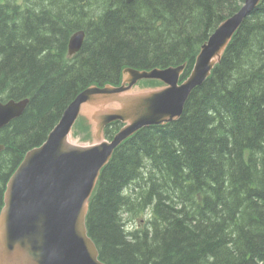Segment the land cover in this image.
<instances>
[{
  "label": "trees",
  "instance_id": "1",
  "mask_svg": "<svg viewBox=\"0 0 264 264\" xmlns=\"http://www.w3.org/2000/svg\"><path fill=\"white\" fill-rule=\"evenodd\" d=\"M245 0H0V101L29 99L0 129V212L25 154L91 85L186 63ZM86 32L68 57L73 33ZM118 125V124H117ZM120 129H107V135ZM262 143V145H261ZM264 0L183 116L116 149L88 226L106 264H264ZM151 218L125 229V213Z\"/></svg>",
  "mask_w": 264,
  "mask_h": 264
},
{
  "label": "water",
  "instance_id": "2",
  "mask_svg": "<svg viewBox=\"0 0 264 264\" xmlns=\"http://www.w3.org/2000/svg\"><path fill=\"white\" fill-rule=\"evenodd\" d=\"M261 1L247 0L245 7L219 28L217 35L225 31V50ZM84 36L78 33L71 38V54L81 49ZM206 51V56L197 61L193 78L209 74L213 64L221 60L219 53L209 59L207 55L213 51ZM183 69L134 75L128 80L129 86L89 89L65 110L46 141L26 154L7 185L0 213V264H105L86 226L90 199L101 170L114 150L137 130L176 116L178 110H172L174 106H179L180 99L186 100L191 88L198 86L191 78L177 87ZM143 76L165 82L173 95H162L166 93L162 89L133 92ZM141 98H151L150 103L155 105L146 107ZM27 105V100L0 102V127L21 116ZM83 114L94 125L97 141L92 145L73 142V127ZM114 121L127 125L112 142H107L104 129ZM23 246L28 253L22 250Z\"/></svg>",
  "mask_w": 264,
  "mask_h": 264
},
{
  "label": "bare ground",
  "instance_id": "3",
  "mask_svg": "<svg viewBox=\"0 0 264 264\" xmlns=\"http://www.w3.org/2000/svg\"><path fill=\"white\" fill-rule=\"evenodd\" d=\"M135 0H126V2L128 3V4H130V3H132V2H134ZM246 2H247V0H245V3L242 5V7L240 8V10L236 13V14H234V15H232L231 17H229V18H227L226 20H224L217 28H216V30H215V32L211 35V37L209 38V40L201 47V50H200V52H199V54H198V56H197V58H196V61H195V64H194V66H193V69H192V71H191V73H190V75L185 79V80H182V77L180 78V80H179V82H178V85H177V87H181V86H183V85H185V84H187V82H189V79H191V78H193V76H194V70H195V68H196V64L198 65V60H199V58L200 57H204V56H206V54H207V51H206V49L207 48H209L210 50H211V52L212 53H210L209 55H207L208 56V58L209 59H211L215 54H217V53H219L220 54V56H221V58H223V56H224V54H225V52H226V50H225V31H223V34L222 35H217L216 33H217V31L219 30V28H221L222 26H223V23H225V21H227L228 19H231L232 17H234L235 15H237L244 7H245V5H246ZM256 10V9H255ZM254 10V11H255ZM253 11V12H254ZM253 12H251L250 13V15L253 13ZM249 15V16H250ZM248 16V17H249ZM247 17V18H248ZM246 18V19H247ZM245 19V20H246ZM244 20V21H245ZM244 23V22H243ZM238 31V30H237ZM237 31H236V33H237ZM78 33H83L85 36H84V40H83V44H84V41H85V39H86V32L84 31V30H79V31H76L75 33H73L72 34V36H71V38L73 37V36H75L76 34H78ZM235 33V34H236ZM217 35V36H216ZM216 36V37H215ZM234 37V36H233ZM71 38H70V40H71ZM233 39V38H232ZM83 46V45H82ZM81 49H82V47H81ZM81 49L79 50V51H77L76 53H74V54H71L72 53V51L70 50V42H68V57L69 58H72V57H74L75 55H77L80 51H81ZM205 51H206V53H205ZM205 53V54H204ZM199 65H200V63H199ZM219 65V63H214L213 64V68H212V70L210 71V73L209 74H207V75H204V76H201V77H194L193 78V80L191 81V82H194L195 80H196V84H198V86L196 85L195 87H193V88H191V94L194 92V90L196 89V88H198V87H200V86H202L206 81H207V79H209L210 78V76L212 75V73H213V71H214V69L217 67ZM179 67H184V69H183V71L185 72V70H186V67H187V64L186 63H184V64H181V65H179V66H170V67H166V68H153V69H151V70H138V69H135V68H132V67H127V68H125L124 70H123V72H122V79H121V82H120V84H106V85H104V86H99V85H91V86H89V87H87L85 90H83L82 92H80L76 97H75V99L68 105V107L69 106H71L72 104H74L77 100H78V98L84 93V92H86L87 90H89V89H92V88H98V89H105V88H107V87H122L123 85H127V86H129L130 84H129V82H128V80L131 78V77H133L134 75L135 76H142V75H145V74H153V73H155L157 70H161L162 72H169V71H171V69H175V68H179ZM184 72H183V74H184ZM199 75H202V74H199ZM183 76V75H182ZM147 79V77H145V76H143V77H141V78H139L138 79V81L135 83V85H134V87H136L137 86V88H134V90H133V92H136L138 89H140L141 88V85H142V83L145 81ZM200 84V85H199ZM169 85L168 84H165V85H163V84H159V88L160 89H162V90H164L166 93H163L162 95H164V96H167V97H169V96H171V95H173V93H172V91H170L168 88ZM141 90H143V91H146V92H148V90H157V89H154V88H141ZM140 91V90H139ZM191 94H189L190 96H191ZM190 96H188L187 95V98H186V100L185 99H180V103L178 104L179 106H174V108L172 109V110H178V112H177V114H176V116L175 117H169V118H164V119H162L160 122H158L156 125H152V126H162V125H165V124H168V123H171V122H174V121H177V120H179L182 116H183V113H184V110H185V105H186V103H187V101H188V99H189V97ZM28 101V105H29V99H23V100H19V101H16V100H9V101H5V102H3V101H0L1 103H9V102H15V103H21V102H23V101ZM141 100V102L142 103H144L145 105H146V107H149V104L150 105H155L154 103H150L151 102V98H141L140 99ZM28 105L26 106V108L28 107ZM26 110V109H25ZM25 112V111H24ZM23 112V113H24ZM23 115V114H22ZM21 115V116H22ZM21 116H18V117H16V118H14V119H12L9 123H7V124H3L4 126H1L0 127V129H2V128H4V127H6V126H8L13 120H15V119H17V118H20ZM148 127H151V126H148ZM148 127H145V128H148ZM123 128H121L120 127V129L116 132V133H119L121 130H122ZM144 129V128H143ZM142 130V129H141ZM139 131H140V129H139ZM138 130H137V132H135L134 134H132L131 136H129L127 139H125V141H123V143L120 145V146H122L127 140H129V139H131L134 135H136V133H138L139 132ZM119 146V147H120ZM118 147V148H119ZM0 152L1 151H3L4 150V146L3 145H0ZM117 148V149H118ZM16 172V171H15ZM14 172V173H15ZM14 175V174H13ZM13 175L11 176V178L13 177ZM10 178V179H11ZM10 179H9V181H10ZM9 181H8V183H9ZM8 183H7V185H8ZM7 187V186H6ZM6 191H7V188H6ZM6 191H5V195H6ZM5 195H4V198H5ZM1 213V212H0ZM135 215L134 213H125V217H127V216H129V215ZM136 216V215H135ZM147 216H148V214H147ZM126 220H127V218H126ZM142 226V225H141ZM140 226V227H141ZM140 227L139 228H134V229H131V230H129V228L127 229L126 228V225H125V229L127 230V231H134V230H137V229H140ZM83 228V226H81L79 229H82ZM22 250L25 252V253H28V250L23 246V248H22ZM21 255H23V254H21ZM26 256V259L27 260H29V259H31V256L30 255H25ZM25 256H23V257H25Z\"/></svg>",
  "mask_w": 264,
  "mask_h": 264
},
{
  "label": "rangeland",
  "instance_id": "4",
  "mask_svg": "<svg viewBox=\"0 0 264 264\" xmlns=\"http://www.w3.org/2000/svg\"><path fill=\"white\" fill-rule=\"evenodd\" d=\"M159 84L157 81L155 80H148V81H144L141 85V88H152L155 85ZM88 117L86 116V114L81 115V117L77 120L74 128H73V137H74V143H77L79 145H89V144H93L94 142L97 141V139L95 138L94 134V125L90 124V122L87 120ZM262 145V143H261ZM264 146V144H263ZM149 217V214L147 216V214L144 213V215L142 217L140 216H135V215H129L127 217L124 218L126 220L125 225L126 228L129 230L134 229V228H139L142 224L140 223V220H145L146 218Z\"/></svg>",
  "mask_w": 264,
  "mask_h": 264
}]
</instances>
